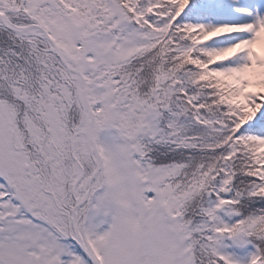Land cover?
Masks as SVG:
<instances>
[{"label": "snow or ice", "instance_id": "snow-or-ice-1", "mask_svg": "<svg viewBox=\"0 0 264 264\" xmlns=\"http://www.w3.org/2000/svg\"><path fill=\"white\" fill-rule=\"evenodd\" d=\"M0 264H264V0H0Z\"/></svg>", "mask_w": 264, "mask_h": 264}]
</instances>
